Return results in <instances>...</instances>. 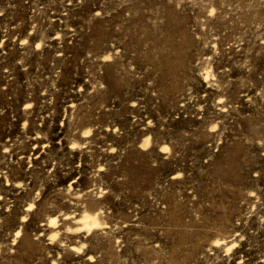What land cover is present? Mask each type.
I'll return each mask as SVG.
<instances>
[{
    "label": "rangeland",
    "instance_id": "rangeland-1",
    "mask_svg": "<svg viewBox=\"0 0 264 264\" xmlns=\"http://www.w3.org/2000/svg\"><path fill=\"white\" fill-rule=\"evenodd\" d=\"M0 264H264V0H0Z\"/></svg>",
    "mask_w": 264,
    "mask_h": 264
}]
</instances>
